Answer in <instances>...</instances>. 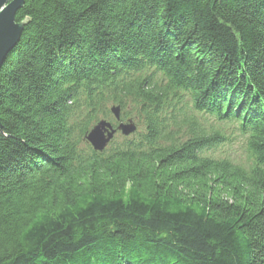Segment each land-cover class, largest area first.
<instances>
[{
    "label": "trees",
    "instance_id": "1",
    "mask_svg": "<svg viewBox=\"0 0 264 264\" xmlns=\"http://www.w3.org/2000/svg\"><path fill=\"white\" fill-rule=\"evenodd\" d=\"M24 19L0 65V264H264V0H24ZM113 105L137 128L96 151Z\"/></svg>",
    "mask_w": 264,
    "mask_h": 264
},
{
    "label": "water",
    "instance_id": "2",
    "mask_svg": "<svg viewBox=\"0 0 264 264\" xmlns=\"http://www.w3.org/2000/svg\"><path fill=\"white\" fill-rule=\"evenodd\" d=\"M24 0H0V65L6 55L17 44L26 20L15 21V13L21 8ZM116 127L105 119L99 120L87 132L85 139L96 151H102L118 131L123 136L135 132L136 125L131 119L120 121V108L117 105L110 107ZM1 130V125H0Z\"/></svg>",
    "mask_w": 264,
    "mask_h": 264
},
{
    "label": "rangeland",
    "instance_id": "3",
    "mask_svg": "<svg viewBox=\"0 0 264 264\" xmlns=\"http://www.w3.org/2000/svg\"><path fill=\"white\" fill-rule=\"evenodd\" d=\"M111 111V110H110ZM135 124V123H134ZM137 128V126H136ZM228 132H230V136H233L234 134V128H229L227 129ZM117 133V132H116ZM118 134H115V136ZM240 142L239 140H237V142H235L234 140L230 141V142H225L221 145L220 149H221V153L222 154H230L233 158H237L238 160H240L241 162H246L247 158L245 156V153H243L241 151V146L239 145Z\"/></svg>",
    "mask_w": 264,
    "mask_h": 264
}]
</instances>
